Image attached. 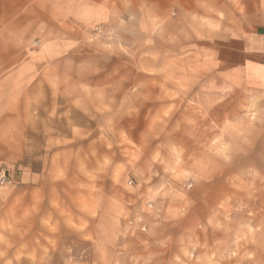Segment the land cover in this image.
Returning a JSON list of instances; mask_svg holds the SVG:
<instances>
[{"label":"rangeland","instance_id":"374dc122","mask_svg":"<svg viewBox=\"0 0 264 264\" xmlns=\"http://www.w3.org/2000/svg\"><path fill=\"white\" fill-rule=\"evenodd\" d=\"M0 10V264H264V0Z\"/></svg>","mask_w":264,"mask_h":264},{"label":"crops","instance_id":"0c3cea01","mask_svg":"<svg viewBox=\"0 0 264 264\" xmlns=\"http://www.w3.org/2000/svg\"><path fill=\"white\" fill-rule=\"evenodd\" d=\"M3 9L5 12L9 10L12 14L16 10L15 7ZM0 11L1 13L3 12V10ZM19 23L22 24L16 27V22H9L7 20L4 24L0 25L1 31L7 28L6 30L9 34L10 32L14 33L11 35L25 36L27 31L26 22L19 21ZM12 27L19 30V35L14 32ZM222 56L224 59L223 64L227 67L240 70L242 74H246L252 80L255 86L264 91V23L257 24L255 30L252 32L228 40L226 46L223 48Z\"/></svg>","mask_w":264,"mask_h":264},{"label":"built area","instance_id":"2783aa9c","mask_svg":"<svg viewBox=\"0 0 264 264\" xmlns=\"http://www.w3.org/2000/svg\"><path fill=\"white\" fill-rule=\"evenodd\" d=\"M11 181V178L4 171H0V188L10 185Z\"/></svg>","mask_w":264,"mask_h":264}]
</instances>
